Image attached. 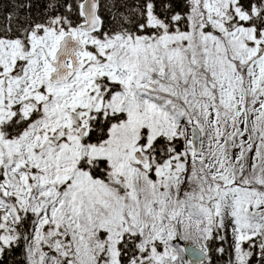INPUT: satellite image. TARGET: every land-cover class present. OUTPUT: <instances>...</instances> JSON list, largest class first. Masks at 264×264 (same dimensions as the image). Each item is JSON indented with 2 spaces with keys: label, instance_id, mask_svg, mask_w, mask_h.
Returning a JSON list of instances; mask_svg holds the SVG:
<instances>
[{
  "label": "snow or ice",
  "instance_id": "1",
  "mask_svg": "<svg viewBox=\"0 0 264 264\" xmlns=\"http://www.w3.org/2000/svg\"><path fill=\"white\" fill-rule=\"evenodd\" d=\"M0 264H264V0H0Z\"/></svg>",
  "mask_w": 264,
  "mask_h": 264
}]
</instances>
